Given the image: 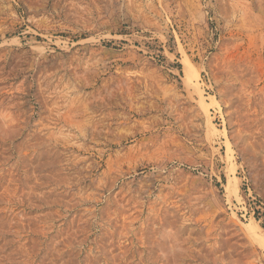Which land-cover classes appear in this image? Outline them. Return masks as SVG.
Wrapping results in <instances>:
<instances>
[{"label": "rangeland", "instance_id": "obj_1", "mask_svg": "<svg viewBox=\"0 0 264 264\" xmlns=\"http://www.w3.org/2000/svg\"><path fill=\"white\" fill-rule=\"evenodd\" d=\"M0 264H264V0H0Z\"/></svg>", "mask_w": 264, "mask_h": 264}]
</instances>
